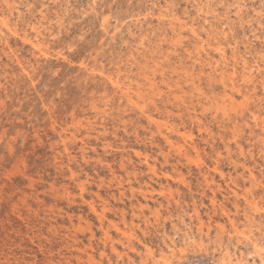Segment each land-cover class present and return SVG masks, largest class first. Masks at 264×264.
Listing matches in <instances>:
<instances>
[{
  "label": "rangeland",
  "instance_id": "obj_1",
  "mask_svg": "<svg viewBox=\"0 0 264 264\" xmlns=\"http://www.w3.org/2000/svg\"><path fill=\"white\" fill-rule=\"evenodd\" d=\"M0 264H264V0H0Z\"/></svg>",
  "mask_w": 264,
  "mask_h": 264
},
{
  "label": "bare ground",
  "instance_id": "obj_2",
  "mask_svg": "<svg viewBox=\"0 0 264 264\" xmlns=\"http://www.w3.org/2000/svg\"><path fill=\"white\" fill-rule=\"evenodd\" d=\"M121 87V86H120ZM227 96V95H226ZM167 141V140H166Z\"/></svg>",
  "mask_w": 264,
  "mask_h": 264
}]
</instances>
